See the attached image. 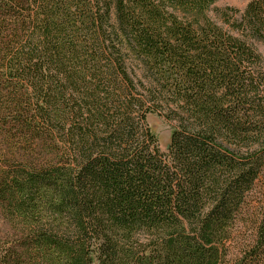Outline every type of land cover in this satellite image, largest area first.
<instances>
[{"label": "trees", "instance_id": "16d2710c", "mask_svg": "<svg viewBox=\"0 0 264 264\" xmlns=\"http://www.w3.org/2000/svg\"><path fill=\"white\" fill-rule=\"evenodd\" d=\"M217 2L0 0V264H264V0Z\"/></svg>", "mask_w": 264, "mask_h": 264}, {"label": "rangeland", "instance_id": "374dc122", "mask_svg": "<svg viewBox=\"0 0 264 264\" xmlns=\"http://www.w3.org/2000/svg\"><path fill=\"white\" fill-rule=\"evenodd\" d=\"M252 0H218V2L213 6V11L210 12L209 16L215 20L217 23V18L215 17L214 9H225V8H232L236 10L242 11L246 5L251 2ZM260 51L264 55V49L260 48ZM147 123L152 131V133L157 137L159 148L162 152H165L167 150V147L169 145L171 130H172V124L165 121L163 118L157 116V115H150L147 118ZM3 224L0 222V227ZM1 230L3 228L1 227ZM246 235V232L244 233ZM248 235V233H247ZM244 237V236H242Z\"/></svg>", "mask_w": 264, "mask_h": 264}]
</instances>
